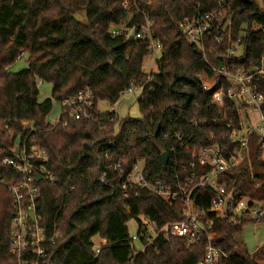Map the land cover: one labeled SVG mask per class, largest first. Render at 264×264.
Segmentation results:
<instances>
[{
	"label": "trees",
	"instance_id": "1",
	"mask_svg": "<svg viewBox=\"0 0 264 264\" xmlns=\"http://www.w3.org/2000/svg\"><path fill=\"white\" fill-rule=\"evenodd\" d=\"M208 1L141 0L126 10L122 0H0V176L14 174L1 160L18 138H34L47 151V166L59 178L54 184H40L41 224L48 232L59 233L49 246L48 264H198L201 260L203 238L188 245L183 237H159L133 253L127 222L140 215L157 226L179 221L181 204H170L144 190L124 196L118 187L123 175L108 166L113 158L106 160L104 153L124 154L129 165L143 157L154 177L162 172L184 176L188 172L183 166L190 164L191 152L173 138L175 131L198 148L214 143L227 130L229 119L239 124L235 102L219 107L212 101L216 87L203 88L197 75L210 77L213 72L204 52L196 43L187 42L178 29L183 17L207 9ZM228 1L234 17L231 39L219 45L218 52L240 37L243 51L235 59L246 68L260 66L264 8L255 0ZM81 10L86 11L85 22L75 17ZM145 16L153 21L154 37L163 45L158 72L148 82L146 44L112 37L110 32L111 23L140 24ZM21 52L26 64L15 71ZM208 58L216 62L214 55ZM40 82L52 85L51 96L44 100L39 99ZM254 82L264 94V80L257 76ZM139 83H145L140 117L117 116L109 121L112 113L101 112L98 102L116 104L125 88ZM83 86L94 95L96 120L69 121L65 126L47 120L54 100L61 101ZM193 118L207 125L193 126ZM261 146L254 135L249 162L220 178V183L235 189L237 197L264 202ZM163 153L168 154L166 166ZM104 172L106 180L102 181ZM212 196L210 188H199L195 203L208 209ZM11 216L12 196L0 185V264H17L9 252ZM209 216L215 244L227 254L219 264H264V244L251 252L238 240L248 222L234 223L213 212ZM95 236L104 240L99 254Z\"/></svg>",
	"mask_w": 264,
	"mask_h": 264
},
{
	"label": "built area",
	"instance_id": "2",
	"mask_svg": "<svg viewBox=\"0 0 264 264\" xmlns=\"http://www.w3.org/2000/svg\"><path fill=\"white\" fill-rule=\"evenodd\" d=\"M138 1L141 0H122V6L130 10L132 2ZM255 1L264 8L263 0ZM205 6L207 9L202 12L183 17L178 29L187 42L196 43L204 52L206 62L213 72L210 77L204 73L197 75L202 80L203 88L210 91L216 87L212 92V101L219 107H223L227 101L235 102L240 111L239 124L229 119L227 130L218 134L214 143L198 148L191 147L184 135L175 131L173 138L181 147L191 152L190 164L183 166V170L188 172L184 176L173 177L166 172L157 177L151 176L143 157L136 158L129 165L124 154L105 151L104 156L109 161L113 158L108 166L123 175L118 187L124 196L144 190L170 204L178 201L181 204L182 219L179 221L157 226L146 218L138 236L131 239L133 253L143 250L146 244L159 237H183L187 239L188 245L203 238L206 241L205 252L198 264H219L227 254L215 244L213 223L209 216L212 212L218 217L229 218L234 223L264 222V202L248 196L237 197L235 189H229L226 182L220 183L223 174L249 162L254 135L262 144L260 156L264 159V94L257 91L254 82L257 76L264 80V60H261L260 66L252 68H246L238 62L235 58H239L243 51L240 37L218 52V46L231 39L234 17L228 0H209ZM145 19L144 23L133 25L127 20L118 25L111 23L110 32L112 37H122L127 41L141 40L146 44L148 56L153 62L151 68L145 70L148 82L158 72L163 45L154 37L153 21L146 16ZM208 54L214 55L216 62L210 61ZM24 55L21 52L18 59H23ZM144 88L145 83L132 85L121 92L120 98L136 91L142 96ZM59 102L61 112L53 125L62 123L65 126L69 121L81 119L96 120L92 110L95 99L88 86H83L75 94L66 96ZM108 112L112 113L108 117L109 121L118 116L113 105ZM191 123L193 126L207 125L198 118H193ZM48 161L47 151L34 138L23 141L18 138L8 155L1 160L3 165L14 171L10 177L0 176V185L5 186L12 196L9 252L16 258L17 264H48L49 246L59 236L57 231L46 230L38 212L41 182L54 184L59 180L57 173L48 168ZM115 165L120 167L116 168ZM128 165L129 169L126 171ZM101 180H106L105 172L102 173ZM206 187L213 192L208 209L196 205L194 197L197 189ZM136 240L140 247L136 246ZM101 244L95 247L97 254L100 253Z\"/></svg>",
	"mask_w": 264,
	"mask_h": 264
},
{
	"label": "rangeland",
	"instance_id": "3",
	"mask_svg": "<svg viewBox=\"0 0 264 264\" xmlns=\"http://www.w3.org/2000/svg\"><path fill=\"white\" fill-rule=\"evenodd\" d=\"M75 17L78 20L85 22L87 20L86 11L81 10L77 12L75 14ZM25 64H26L25 60L21 59L17 61V63L14 65L13 70L17 71L23 68L25 67ZM152 64L153 62L151 61L150 56H148L144 60V69L148 70L149 68H151ZM39 87H40V95H39L40 100H44L45 98L51 96V88H52L51 83L49 82L40 83ZM140 96L141 94L139 91H136L131 95L122 96L116 104H113V106L116 108L117 115L119 117H126L129 115L132 118H139L141 115L139 108ZM111 106L112 104H110L107 101L98 102V108L101 112L108 111L111 108ZM60 112H61L60 102L54 100L53 108L51 112L48 114L47 120L54 123L57 117L59 116ZM145 223H146V218L143 215H140L138 218H133L129 220L127 222L129 235L131 237L138 236L139 225L141 226V224H145ZM238 240L241 241L249 251L251 252L255 251L258 247L264 244V222L250 221L246 223V225L242 228V232L238 237ZM93 242L95 247H98L103 242V239H101L99 236H95L93 238ZM135 243L137 247H140V243L138 240H136Z\"/></svg>",
	"mask_w": 264,
	"mask_h": 264
},
{
	"label": "water",
	"instance_id": "4",
	"mask_svg": "<svg viewBox=\"0 0 264 264\" xmlns=\"http://www.w3.org/2000/svg\"><path fill=\"white\" fill-rule=\"evenodd\" d=\"M167 162H168V154L167 153H163L162 154V163H163V165L164 166L167 165ZM38 177H40V176H38Z\"/></svg>",
	"mask_w": 264,
	"mask_h": 264
},
{
	"label": "clouds",
	"instance_id": "5",
	"mask_svg": "<svg viewBox=\"0 0 264 264\" xmlns=\"http://www.w3.org/2000/svg\"><path fill=\"white\" fill-rule=\"evenodd\" d=\"M114 167H116V168H119V167H120V165H115Z\"/></svg>",
	"mask_w": 264,
	"mask_h": 264
}]
</instances>
